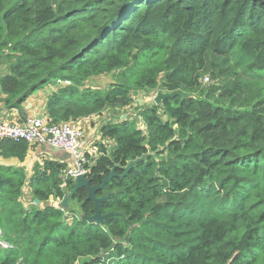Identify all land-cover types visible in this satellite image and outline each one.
I'll return each mask as SVG.
<instances>
[{"label":"trees","instance_id":"16d2710c","mask_svg":"<svg viewBox=\"0 0 264 264\" xmlns=\"http://www.w3.org/2000/svg\"><path fill=\"white\" fill-rule=\"evenodd\" d=\"M0 66L8 111L61 79L53 124L136 112L101 125L113 147L84 166L91 185L116 166L95 194L115 214L103 226L80 217L94 213L85 189L67 211L50 204L74 187L66 164L37 162L30 177L0 165V264H264V0H0ZM107 75V89L86 86ZM158 90L186 99L133 106ZM32 148L5 140L0 157L22 163Z\"/></svg>","mask_w":264,"mask_h":264},{"label":"built area","instance_id":"2783aa9c","mask_svg":"<svg viewBox=\"0 0 264 264\" xmlns=\"http://www.w3.org/2000/svg\"><path fill=\"white\" fill-rule=\"evenodd\" d=\"M203 81L208 82V79L205 78ZM55 83L64 87L71 85L69 81L61 79H57ZM83 137V127L78 123L53 124L46 113L29 116L19 124L0 121V143L5 140L25 141L30 145H46L71 154L72 162L66 166L63 174L64 181L74 180L76 176L88 172L84 169V166L88 164L86 156L80 153ZM94 152L97 156L98 153L95 150ZM63 186L64 184L61 185L62 188ZM0 247L5 248L7 244L0 241Z\"/></svg>","mask_w":264,"mask_h":264},{"label":"crops","instance_id":"0c3cea01","mask_svg":"<svg viewBox=\"0 0 264 264\" xmlns=\"http://www.w3.org/2000/svg\"><path fill=\"white\" fill-rule=\"evenodd\" d=\"M7 73V70L5 69H1L0 67V76L4 75ZM54 83V82H53ZM64 86H59L56 83H54V85L48 84L45 87H43L42 89L38 90L36 93H34L32 96H30L21 106V109L19 110H6L4 109L3 105H0V121H6V122H10L13 124H19L22 123L27 117L29 116H34V115H41V114H45L46 112V102L48 100V98L55 92H57L60 88H63ZM3 97V95L0 94V99ZM133 106H140V105H136L134 103ZM123 111V110H121ZM105 118L102 121L101 124L98 125H94L93 128H91L90 126H87V128L85 129V126L83 127L82 125L84 124L83 121L92 119V118H99V116H92L89 117L88 119H84V120H80V121H76V123H78L79 125H81L83 127V145L81 148L80 153L86 156V159L88 161V164H90V159L89 158H93L96 157L95 152H94V148H92V146L94 145L92 143V139L94 140H98L99 143L98 144H105V140H102L100 138L99 135V129L101 127V125L103 123H105L106 121H110L112 119H115L117 117H119L120 119H122V117L124 116V114H120V112L117 113V111H108L107 113L105 112ZM103 114V115H104ZM116 122V121H113ZM88 123V122H87ZM86 125V124H85ZM88 129V132L86 134V130ZM44 148V150H42L41 148ZM28 154H30V158H34L33 163L36 161H43V160H50L53 162H59V163H64L66 164V166H69L72 162V157L71 154H68L65 151L59 150V149H55V148H51L49 146L46 145H39L38 148L36 149H31L30 151H28ZM27 158V156H26ZM25 158L24 162L20 163L18 160L11 158V159H4L2 157H0V165H4V166H22L25 167L26 169V173L27 176L30 177V175L32 174V163L27 162V159ZM25 189V186H24ZM31 192V189H29ZM25 194V193H24ZM24 201V200H23ZM25 202V201H24ZM49 202L52 206H57L58 205V200H53V199H49ZM30 204H28L27 202L24 203V206H29Z\"/></svg>","mask_w":264,"mask_h":264},{"label":"water","instance_id":"95a60500","mask_svg":"<svg viewBox=\"0 0 264 264\" xmlns=\"http://www.w3.org/2000/svg\"><path fill=\"white\" fill-rule=\"evenodd\" d=\"M5 66H1V69H4ZM181 97L182 99H186V95L180 93L179 91H175V92H163V91H158L155 94V97L153 98V102L155 105H160L162 103V101L166 98H173V97ZM126 114L122 117V120H124L126 118ZM142 159H144V156L136 159L134 161H131L127 164L126 167H124V171L122 175H119L118 177L120 179L124 178L129 171ZM115 167H113L110 171L109 175H102V182L101 184H97V185H91L90 181L88 180V173H84L81 175H78L75 177V179L73 180L74 182V187L72 188V190L70 192L66 193V196L58 203V207L64 210H68L69 209V201L76 196L77 192L81 189H85L87 192V197L86 200L92 202L93 207H94V213L91 216H83L81 215V219L85 220L89 223H95V224H99V225H104L105 220L108 217L114 216V213H110V214H106V215H101L100 213V204L104 201H106L108 195H106L105 197L102 198H97L96 197V192L98 190L103 189L106 184L114 177H116L117 175L115 174ZM35 203L38 204L39 202L35 200Z\"/></svg>","mask_w":264,"mask_h":264},{"label":"rangeland","instance_id":"374dc122","mask_svg":"<svg viewBox=\"0 0 264 264\" xmlns=\"http://www.w3.org/2000/svg\"><path fill=\"white\" fill-rule=\"evenodd\" d=\"M207 77H209V75ZM56 81H57V79L55 81H53V82L55 83ZM53 82H51L49 84L54 85ZM111 83H112V76L111 75H107V76H100V77H95V78L90 79L89 82L86 83V86L87 87H92V88H98V89H101V90H105V89L108 88V86ZM203 83H204V85H209L212 82L209 80V82H203ZM158 91H160V90H158ZM157 92H154V93L153 92L148 93L147 91L134 92L132 94V100H133L132 103L133 104L135 103L136 105L137 104L140 105V106H137V107H140V108H138L139 110H141L142 107H147V106L151 107L154 104L153 98L155 97V94ZM118 112H120V114H124V115L126 114L127 115L124 120H126L127 118H130V119L136 118V116H135L136 115V112H135V110H133L132 106L130 108L124 109L123 111H121V110L120 111H117V113ZM104 118H105V114L102 115V116H99V118H95L94 117L92 119L83 121L84 124L83 125L81 124V125L83 127L85 126V129L87 128V126H90L91 128H93L94 125L101 124L102 121L104 120ZM120 120H122V119H120L119 117H117L115 119H112V121H116V122H118ZM141 123H142L141 120L138 119L137 120V125H140L141 126ZM87 132H88V129L86 130V134H87ZM92 143L94 144L92 146V148H94V150L96 152H98L99 151V148H100L99 145H101V144H98L99 141L98 140H94V139H92ZM31 146L33 147L32 148L33 150L39 147V145H35V144H32ZM103 146L107 147V149L110 150L113 147V142L107 141V142H105V144H103ZM41 149L44 150L43 147ZM89 157H87V158H89ZM144 158H145V155H144ZM26 159H27V162L32 163V170H33V165L35 166V163H37V162L42 163L44 161V160L43 161H37V162L35 161L33 163L34 158H30V154H27V158ZM29 189H30L29 184H26L25 185V189H24V193L25 194L22 195L21 200H22L23 203L27 202L28 204L31 205V203L33 202V197H32V194H31V192H30ZM41 205H42V203H41ZM25 207H28V206H25ZM29 208H30V206L27 209H29ZM71 209L74 212H77L78 211V206H77V204L75 202L72 203Z\"/></svg>","mask_w":264,"mask_h":264}]
</instances>
